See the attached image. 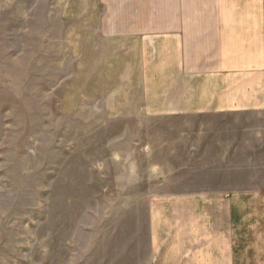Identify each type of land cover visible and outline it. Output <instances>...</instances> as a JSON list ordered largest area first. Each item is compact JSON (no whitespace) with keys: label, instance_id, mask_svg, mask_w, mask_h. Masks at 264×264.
I'll list each match as a JSON object with an SVG mask.
<instances>
[{"label":"rangeland","instance_id":"rangeland-1","mask_svg":"<svg viewBox=\"0 0 264 264\" xmlns=\"http://www.w3.org/2000/svg\"><path fill=\"white\" fill-rule=\"evenodd\" d=\"M96 5L0 0V264H264V112H170Z\"/></svg>","mask_w":264,"mask_h":264},{"label":"crops","instance_id":"crops-1","mask_svg":"<svg viewBox=\"0 0 264 264\" xmlns=\"http://www.w3.org/2000/svg\"><path fill=\"white\" fill-rule=\"evenodd\" d=\"M94 1L100 21L94 31L128 33L130 50L137 42L149 49L148 39L159 38L171 53L163 94L173 103L180 97L195 103L170 112H264V0ZM203 88L209 103L196 105ZM217 257L216 264H238L232 251Z\"/></svg>","mask_w":264,"mask_h":264}]
</instances>
